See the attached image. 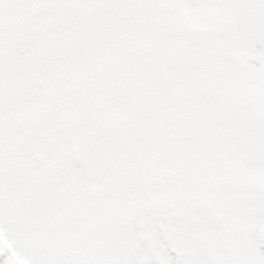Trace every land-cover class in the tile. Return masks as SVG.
<instances>
[{
    "label": "snow or ice",
    "instance_id": "obj_1",
    "mask_svg": "<svg viewBox=\"0 0 264 264\" xmlns=\"http://www.w3.org/2000/svg\"><path fill=\"white\" fill-rule=\"evenodd\" d=\"M0 264H264V0H0Z\"/></svg>",
    "mask_w": 264,
    "mask_h": 264
}]
</instances>
